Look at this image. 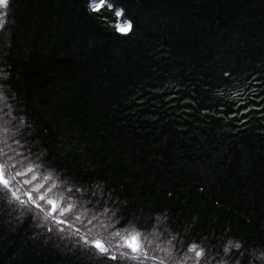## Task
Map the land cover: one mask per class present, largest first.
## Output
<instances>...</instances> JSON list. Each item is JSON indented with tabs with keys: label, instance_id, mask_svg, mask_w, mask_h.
Returning a JSON list of instances; mask_svg holds the SVG:
<instances>
[{
	"label": "trees",
	"instance_id": "16d2710c",
	"mask_svg": "<svg viewBox=\"0 0 264 264\" xmlns=\"http://www.w3.org/2000/svg\"><path fill=\"white\" fill-rule=\"evenodd\" d=\"M90 2L4 9L0 141L89 216L175 237L177 258L264 264V0ZM38 211L0 197V264H116L81 243L93 225Z\"/></svg>",
	"mask_w": 264,
	"mask_h": 264
},
{
	"label": "snow or ice",
	"instance_id": "6c2138e0",
	"mask_svg": "<svg viewBox=\"0 0 264 264\" xmlns=\"http://www.w3.org/2000/svg\"><path fill=\"white\" fill-rule=\"evenodd\" d=\"M9 4L10 0H0V29L5 26L4 9ZM89 6L96 13H102L103 10H111L114 7L110 0H91ZM114 15L119 18L123 16V13L117 10ZM114 27L122 34L132 30V24L129 21L117 23ZM249 110L244 109L245 112ZM233 115L236 114L233 113ZM0 142L5 143L8 149L6 151L5 148L0 147V197L18 203L27 211L39 210L36 214H43L46 220L54 221L59 233L65 232L64 228L59 227L60 225L73 227L76 221H80L85 227L93 225L96 228L95 235L91 239L85 238L81 243L92 249L96 255L103 256L116 264H166V261L167 264H188L189 260L194 261V264H200V259L204 257L205 252L195 243L189 245L187 252L177 258L176 245L173 244L175 237L167 241L170 247L165 249L158 243L154 245L157 237L153 233H141L131 225L116 229L111 219L107 222L101 220V217L107 214V209L104 213H93L89 216L87 208L78 206L70 196L64 195V192L71 193L73 191L71 188L62 189L51 172L41 174L40 164L30 162L27 157L17 153L11 145H7L4 141ZM22 196L24 199L21 198ZM61 217L64 218L61 219ZM92 230L88 228L89 232ZM79 232L80 229L76 228L71 235L75 236ZM105 233L107 244L104 240L97 238ZM149 236L152 239H149ZM232 246L240 247L239 244ZM227 250L226 248L225 251ZM160 252H164L165 255L160 256Z\"/></svg>",
	"mask_w": 264,
	"mask_h": 264
}]
</instances>
